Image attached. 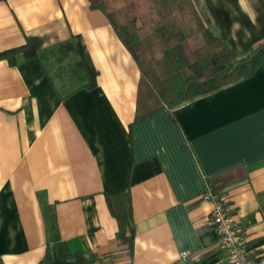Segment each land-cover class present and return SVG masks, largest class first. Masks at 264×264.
<instances>
[{
    "label": "crops",
    "instance_id": "1",
    "mask_svg": "<svg viewBox=\"0 0 264 264\" xmlns=\"http://www.w3.org/2000/svg\"><path fill=\"white\" fill-rule=\"evenodd\" d=\"M241 53L264 0H194ZM0 264H224L209 177L264 264V67L134 120L140 69L89 0H0ZM94 76L96 84L88 86Z\"/></svg>",
    "mask_w": 264,
    "mask_h": 264
},
{
    "label": "trees",
    "instance_id": "2",
    "mask_svg": "<svg viewBox=\"0 0 264 264\" xmlns=\"http://www.w3.org/2000/svg\"><path fill=\"white\" fill-rule=\"evenodd\" d=\"M102 10L140 69L134 120L162 107L171 110L197 97L252 76L264 67V39L241 53L224 31L216 32L194 0H89ZM40 39L28 35L18 46L0 52L16 62L18 53L37 55ZM96 84L94 76L88 86ZM223 170L210 176V191L222 194L231 182ZM211 223L215 225L211 214ZM246 244V241H244ZM223 247V246H222ZM250 254V253H249ZM224 264H230L225 254ZM254 264H258L250 255ZM50 259L49 250L40 264Z\"/></svg>",
    "mask_w": 264,
    "mask_h": 264
},
{
    "label": "built area",
    "instance_id": "3",
    "mask_svg": "<svg viewBox=\"0 0 264 264\" xmlns=\"http://www.w3.org/2000/svg\"><path fill=\"white\" fill-rule=\"evenodd\" d=\"M210 194L215 199L212 216L220 234V242L227 253L230 264H254L248 247L242 239V227L235 222L229 205L222 194Z\"/></svg>",
    "mask_w": 264,
    "mask_h": 264
}]
</instances>
